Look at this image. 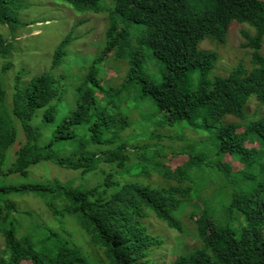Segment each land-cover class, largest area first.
Listing matches in <instances>:
<instances>
[{
	"label": "trees",
	"instance_id": "obj_1",
	"mask_svg": "<svg viewBox=\"0 0 264 264\" xmlns=\"http://www.w3.org/2000/svg\"><path fill=\"white\" fill-rule=\"evenodd\" d=\"M63 1L81 12L109 15L99 59L115 56L126 60L130 66L126 79L114 89L98 90L101 82L96 59L77 86L75 109L55 123L60 88L51 72L34 75L23 87L19 75L11 101L0 78V178L28 176L32 165L47 161L80 169L83 174L96 170L100 161L115 169L91 187L58 180L0 185V192L42 196L62 223L60 230H53L31 211L19 210L12 199L0 200V232L5 239L0 264H264V113L248 108L254 99L264 105V54L260 50L264 0H114L110 6L106 0ZM10 4L11 0H0V23L20 25ZM233 21L255 29L247 44L254 49L251 63H239L226 76H212L218 53L200 48L199 43L205 38L224 41ZM69 39L70 35L66 36L55 48L53 66L62 63ZM10 49L0 34V52L6 55ZM149 55L162 67L159 80L144 72ZM129 82L151 97L159 121L169 125L187 121L198 132L207 133L217 153L230 164L207 161L201 153L164 154L156 143L164 135L158 136L156 129L149 130L138 145L129 137L123 139L129 120L121 113V106L126 105L122 96ZM98 92L106 100L103 107L97 105ZM252 95L256 98L250 99ZM245 106L251 119H247ZM40 110L38 119L54 125L46 142L35 118ZM19 128L25 141L5 165ZM65 149L69 151L62 153ZM158 154L171 161H157L160 165L153 166L158 171L163 167L159 171L162 183L152 186L143 180L121 181L136 169L144 174L142 162L147 164ZM194 166L218 170L231 182L229 200L219 203L223 215L218 213L213 196L199 208L193 204ZM240 182L242 189H237ZM56 201L64 205L58 208ZM185 202L195 207L190 218L197 225L201 243L172 261L156 260L154 255L165 241L150 220L156 217L170 228L183 230L177 211ZM23 215L29 220L27 226H23ZM68 216L85 244L76 241L65 226Z\"/></svg>",
	"mask_w": 264,
	"mask_h": 264
},
{
	"label": "rangeland",
	"instance_id": "obj_2",
	"mask_svg": "<svg viewBox=\"0 0 264 264\" xmlns=\"http://www.w3.org/2000/svg\"><path fill=\"white\" fill-rule=\"evenodd\" d=\"M111 2L113 3L114 0H106L104 3L109 5ZM10 6L17 14L21 24L0 23L2 41L11 48L6 55L0 52V78L7 87V99L11 101L12 95L16 91V79L19 75H21L20 82L23 84L20 85L23 87L29 84L34 75L51 72L56 77L60 88L59 98H57L58 114L55 119V123H57L63 115L73 112L78 84L93 66L95 60L101 58L106 43L105 32L109 25V15L103 11L81 12L75 6L63 0H11ZM68 35H70V41L63 53L62 63L55 67L53 66L55 48ZM254 35L255 29L251 25L233 21L224 41H216L213 38L202 40L199 43L200 48L214 50L218 53V61L211 75L226 76L239 63L250 65L254 49L247 46V44ZM260 50L264 54V40ZM153 60L154 58L151 55L147 56L144 72L150 73L154 79L159 80L162 67L157 62L158 65H155ZM7 62L10 63L6 65ZM5 66H7V69L4 71L3 67ZM129 67L126 60L115 56L105 58L103 61L99 59L96 64L98 69L97 79L101 82L98 90L101 89L100 87L114 89L121 86L122 83L124 84ZM101 97L102 93L98 92L97 105L103 107L106 100ZM122 97L126 105L121 106V113L127 115L129 120L127 128L122 131L123 139L129 137L128 140L131 143L138 145L144 142L143 137L146 136L149 130L156 129L155 133L158 136L159 133H162L160 136L164 135L163 139L159 137V141H156L159 148L162 147L164 154L179 152L182 156H186L188 153H201L204 154L207 161H225L230 164L225 156L217 153L213 138L207 133L198 132L190 127L187 121H181L174 125L164 123L163 119L159 121L161 118L158 113L156 114L157 107L154 101L149 95L142 94L136 83L129 82V85L123 90ZM252 98L254 99L256 96L252 95L250 99ZM248 108L251 112L256 110L264 113V105L261 106L257 99L252 100ZM244 110L247 119H251L247 114V106L244 107ZM41 113L42 110L38 111L35 118L44 131L42 141L46 142L51 138L54 125L44 124L41 119L39 120ZM25 138L26 135L23 129L19 128L18 140L11 150L9 149L5 165L15 158V151L25 141ZM67 151L69 150H62V153ZM156 158L151 159L147 164L142 162V165L146 167L143 169V171H146L143 172L144 174L137 172L136 169L134 175H127L121 178V181L125 179L143 180L152 186H157L154 183H162L159 171H162L163 167L158 171L153 166L160 165L157 161L169 164L171 161L160 154ZM187 160L183 159L181 161L186 162ZM113 168L115 169L106 161H100L96 170L83 174L80 169L63 167L54 162H40L29 168L28 176L19 174L2 176L0 185L4 182L22 183L36 180L54 182V180H58L63 184L76 187H91L102 182L107 172H112ZM192 173H196L193 204L199 208V205H203V202L205 203L213 196V202L216 203L218 213L221 214L222 205L219 203L227 202L233 190L229 179L220 171L203 166H194ZM242 184L240 182V187L237 188V186L236 188L242 189ZM196 194L199 197H196ZM8 198L15 202L19 210L31 211L40 222L53 230L62 228L61 221L54 217L51 210L47 208L42 196L33 192L24 194L0 192V200ZM56 204L58 208L64 205L63 201H56ZM193 204L190 205V203L185 202L177 211V217L181 220L183 230L170 228L158 218H151L150 223H153L154 227L164 236L163 240L165 241L154 255L156 260L172 261L180 254L190 252L200 245L197 225L190 218V213L195 209ZM21 220L23 226H27L29 220L24 218V215ZM65 226L73 234L76 241L79 243L84 241L72 217L65 218ZM159 232L155 233L159 234ZM4 247L5 239L0 232V249Z\"/></svg>",
	"mask_w": 264,
	"mask_h": 264
}]
</instances>
